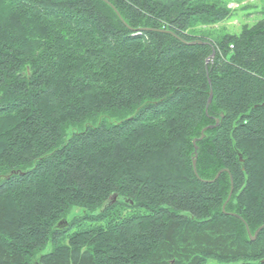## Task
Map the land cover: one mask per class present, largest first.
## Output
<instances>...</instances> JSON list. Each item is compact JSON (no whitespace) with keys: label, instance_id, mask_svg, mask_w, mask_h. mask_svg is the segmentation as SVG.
<instances>
[{"label":"trees","instance_id":"obj_1","mask_svg":"<svg viewBox=\"0 0 264 264\" xmlns=\"http://www.w3.org/2000/svg\"><path fill=\"white\" fill-rule=\"evenodd\" d=\"M226 7L0 0V264H264V12Z\"/></svg>","mask_w":264,"mask_h":264},{"label":"rangeland","instance_id":"obj_2","mask_svg":"<svg viewBox=\"0 0 264 264\" xmlns=\"http://www.w3.org/2000/svg\"><path fill=\"white\" fill-rule=\"evenodd\" d=\"M226 8L231 11V17L223 23L213 27H202V32H220L225 31L228 34H237L243 25H253L261 18L260 13L264 12V0H225ZM83 212L74 209L69 216L68 223L75 217L82 216ZM76 230L72 228L69 233H74ZM44 254L49 253L50 247L46 246Z\"/></svg>","mask_w":264,"mask_h":264},{"label":"water","instance_id":"obj_3","mask_svg":"<svg viewBox=\"0 0 264 264\" xmlns=\"http://www.w3.org/2000/svg\"><path fill=\"white\" fill-rule=\"evenodd\" d=\"M117 15H118V13H117ZM119 16V15H118ZM119 18H120V16H119ZM194 42H192V43H190V44H193ZM200 43V42H199ZM211 95H210V97L207 99L208 100V104L210 103V101H211ZM217 123H219L218 122V120H216V123L214 124V126L212 125L211 127H209V128H206V129H212V127L213 128H215L216 126H217ZM206 129H204V130H202V132H201V137L198 139V140H194L193 141V145H194V152H195V156H194V159H193V170H194V172H195V159H196V153H197V147H196V145H195V143H196V141H200V140H202L203 139V137H204V131L206 130ZM238 156H239V160L240 161H242V159H241V156H240V154H238ZM226 170H221V171H219L218 172V174L217 175H215L216 177H215V179L214 180H216L218 177H219V175L221 174V173H223V172H225ZM230 196H231V192H230V195H229V197H228V199H227V201L230 199ZM226 201H225V203H224V205H223V207H222V211H224V209H225V205H226ZM234 216H236V215H234ZM65 224H66V222H64ZM64 224V225H65ZM63 225V226H64ZM264 228V225H262L261 227H259L255 232H254V234L253 235H251V233H250V231H249V229L246 227V231H247V234H248V239L249 240H251V241H254L255 240V238L257 237V235H258V233L262 230Z\"/></svg>","mask_w":264,"mask_h":264},{"label":"bare ground","instance_id":"obj_4","mask_svg":"<svg viewBox=\"0 0 264 264\" xmlns=\"http://www.w3.org/2000/svg\"><path fill=\"white\" fill-rule=\"evenodd\" d=\"M218 174V173H217ZM61 222V221H60Z\"/></svg>","mask_w":264,"mask_h":264}]
</instances>
